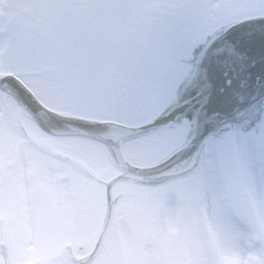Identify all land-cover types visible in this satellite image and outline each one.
<instances>
[{"label":"rangeland","instance_id":"374dc122","mask_svg":"<svg viewBox=\"0 0 264 264\" xmlns=\"http://www.w3.org/2000/svg\"><path fill=\"white\" fill-rule=\"evenodd\" d=\"M177 1L182 2V0ZM82 3L83 7L93 8L95 5L92 0H0V62L2 50L8 49L7 61L23 73V77L46 102L60 110L87 116L115 117L123 121L130 120V118L134 121L152 117L166 110L172 104L171 95L176 93L178 86L185 82V77L182 76L185 68L192 65L193 34H190L187 40L177 42L175 51L170 53L169 62L174 61L176 74L171 78L172 75L169 73L167 82H160V90L154 104L149 108L138 106L134 111L135 105H131L130 101L134 96L133 85L137 83V79L134 70H129V65L134 68L135 60L127 57L123 68L120 69L115 67L114 63L108 66L103 61L99 65L108 67L99 68V73L103 71L104 74L99 75L98 73L94 79L90 78V75H87L88 72L82 68L84 66L82 60L72 58L75 53L77 54L86 46L87 40H83L84 38L81 40L85 44L80 48L76 47V43L73 52L66 49L62 51L58 46L42 40L48 24L54 25L57 31L67 29L68 33L73 32L74 27L71 26L70 19L79 15ZM69 9L72 16L68 13ZM221 10L215 12L208 24L209 27L199 32L201 36L209 37L214 32L213 27L219 21L224 23L230 20ZM87 21L92 26H96L97 18L92 10ZM106 31L110 32L107 27ZM87 49H89L88 45ZM66 51L71 56L64 66L70 70L62 72V55L67 56ZM119 70L123 71L121 81L127 80V85L117 82ZM72 71L78 76H74ZM114 90L118 92V96L110 100ZM13 104L10 96L0 94V110L7 108V114H10V109L16 106ZM127 111L130 113L127 114ZM2 128L5 129L3 122L0 123V129ZM169 135L173 137L169 147L171 149L180 140L181 134L178 128L128 141L124 146L125 153L136 163L153 161L159 155L162 142ZM233 135L231 140L226 134H223L221 138H212L208 142L200 171L188 177L191 184L200 177H204L206 182L212 184L210 195L205 194L206 201L200 203L201 207L202 205L204 209L206 207L205 212L191 211L194 210V206L187 200H190L189 197L196 199L193 192L190 196H185V193L182 198V195L177 193L164 195L153 187L142 192L139 190L143 188L137 187L135 189L137 193L130 195L119 192L118 189L116 200L126 201L127 214L114 216L106 244L97 259L106 258L109 250L120 246L126 249L128 255L134 249L137 259L135 264H175L179 261L178 257L183 256L185 251L189 255L188 264H264V123L253 136H240L237 132ZM76 140L79 148L75 145L72 152L84 156L87 173L83 175L88 185L92 184L98 176L107 178L116 172L117 169L104 145L90 139ZM228 141L234 142L233 149L220 151L221 146L227 145ZM1 146L0 144V148ZM231 162L232 171L230 170ZM73 169L76 176L79 177L82 174L75 167ZM100 187L97 211H91L88 202L83 203V209L77 215L72 210L71 212L65 210L68 216H61L56 220L59 227L63 229L60 234L54 227L46 228L41 215L33 216L27 213L26 217L18 221L12 218L2 221L5 218L0 217V264H27L29 260L36 262L38 260L35 259L37 251L34 254H26L25 250L32 249L29 247L32 240H41L40 237L43 236L48 235L52 241L50 245L55 248L66 238L74 243L82 242L86 238L92 239L101 223L99 211L104 207V185L100 183ZM238 187L240 188L239 193L235 192ZM224 188H227L226 196ZM189 190L192 191V186ZM147 191H152L150 192L151 198L158 199V203L167 202L165 214L160 210L155 211L157 202L155 203L150 198V200L146 199V202L148 204L151 201L153 209L146 211V214L140 213L131 217L130 207H133L137 200L142 203L144 199L142 193ZM177 198L181 202L182 208L180 209L187 210L186 212L177 211L175 201ZM209 198L210 201H208ZM68 201L69 198L66 197L65 202L68 203ZM60 206H58L59 210L62 204ZM249 207L252 211L254 210L253 217L248 218L245 214L241 215L242 211ZM238 216L241 220H237ZM156 219L161 220V223L158 224ZM10 220L12 222L8 224L7 221ZM13 226H18L19 229L22 226L26 232L19 241L14 242V247H18L19 250H14L15 262L10 263L4 249V246L9 245L8 239L6 237L3 239L2 236L9 230L7 235H11L9 240H12L15 237L12 236ZM144 228L148 229V232L153 231V240L144 239L143 236L138 237ZM168 231L169 238L166 241ZM82 252L77 251L79 255ZM167 258L169 260L165 261ZM54 264L74 263L65 256Z\"/></svg>","mask_w":264,"mask_h":264},{"label":"water","instance_id":"95a60500","mask_svg":"<svg viewBox=\"0 0 264 264\" xmlns=\"http://www.w3.org/2000/svg\"><path fill=\"white\" fill-rule=\"evenodd\" d=\"M196 51L194 49L192 59L195 58ZM203 73L206 85L198 97L165 117L140 126L59 115L47 110L12 74L0 77V87H9L16 92L45 129L55 133L89 135L105 141L111 147L113 156L123 171L108 182V213L96 243V250L104 238L112 216L113 202L110 189L116 179L135 176L150 178L177 164L186 166L192 162L194 167L200 161L206 136L216 131L228 119L241 122L253 119L261 111L264 103V16L243 20L230 26L207 49ZM196 86L197 84H192L194 89ZM200 99L205 100L197 112V129L192 140L184 148L154 166L139 167L126 161L122 154L123 139L168 125L182 111Z\"/></svg>","mask_w":264,"mask_h":264},{"label":"bare ground","instance_id":"6f19581e","mask_svg":"<svg viewBox=\"0 0 264 264\" xmlns=\"http://www.w3.org/2000/svg\"><path fill=\"white\" fill-rule=\"evenodd\" d=\"M29 117V116H28ZM189 118V117H188ZM187 120V119H186ZM191 124V123H190ZM191 129V128H190ZM76 162H77V165L79 166V167H82L83 168V163H82V161H81V158L78 156L77 157V160H76Z\"/></svg>","mask_w":264,"mask_h":264},{"label":"flooded vegetation","instance_id":"af4514ba","mask_svg":"<svg viewBox=\"0 0 264 264\" xmlns=\"http://www.w3.org/2000/svg\"><path fill=\"white\" fill-rule=\"evenodd\" d=\"M255 7H256V8H262V7H264V6H262V5H255Z\"/></svg>","mask_w":264,"mask_h":264}]
</instances>
